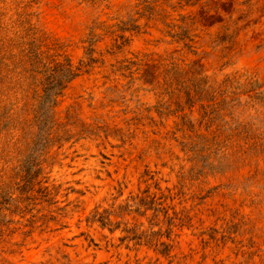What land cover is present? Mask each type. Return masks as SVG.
Returning <instances> with one entry per match:
<instances>
[{
  "label": "rangeland",
  "instance_id": "obj_1",
  "mask_svg": "<svg viewBox=\"0 0 264 264\" xmlns=\"http://www.w3.org/2000/svg\"><path fill=\"white\" fill-rule=\"evenodd\" d=\"M0 264H264V0H0Z\"/></svg>",
  "mask_w": 264,
  "mask_h": 264
},
{
  "label": "trees",
  "instance_id": "obj_2",
  "mask_svg": "<svg viewBox=\"0 0 264 264\" xmlns=\"http://www.w3.org/2000/svg\"><path fill=\"white\" fill-rule=\"evenodd\" d=\"M79 71V69H74L68 61L44 70V90L36 111L41 132L44 133L48 126L50 128L57 99L61 96L66 85L79 75Z\"/></svg>",
  "mask_w": 264,
  "mask_h": 264
}]
</instances>
